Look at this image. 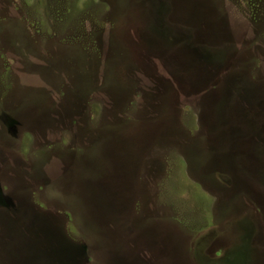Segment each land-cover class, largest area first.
Masks as SVG:
<instances>
[{"label":"rangeland","instance_id":"374dc122","mask_svg":"<svg viewBox=\"0 0 264 264\" xmlns=\"http://www.w3.org/2000/svg\"><path fill=\"white\" fill-rule=\"evenodd\" d=\"M0 160V264H264V0H0Z\"/></svg>","mask_w":264,"mask_h":264},{"label":"trees","instance_id":"16d2710c","mask_svg":"<svg viewBox=\"0 0 264 264\" xmlns=\"http://www.w3.org/2000/svg\"><path fill=\"white\" fill-rule=\"evenodd\" d=\"M150 6L154 7L153 4H151ZM145 25L146 23L144 22V24L141 26L139 30V35L137 32L136 36H138V38H141ZM173 87L175 89L177 88L176 83L173 84ZM255 89H256L255 87L252 88V90ZM253 93H251L250 98H255L252 95ZM0 162H2V160H0ZM28 207L29 206L23 208V213L25 211L27 215L26 216L27 219L25 221V227H23V233L29 234L31 238L36 242H38V240L40 241L39 243H41V248L43 250L46 249V251H48L51 254V259L53 260V264H68L67 257L65 258L66 254H63V252L64 251L70 252L68 247L69 244L67 245V242L63 240L64 238L62 237L63 235L62 232L61 233L57 232L56 230L57 226L54 223L52 224V220L41 219L37 214H35L34 210H30V209L27 210ZM36 237L38 238V240L36 239ZM143 255L146 257V255L149 256L150 253L147 252ZM73 261L75 262V264H77L78 259L74 257Z\"/></svg>","mask_w":264,"mask_h":264}]
</instances>
